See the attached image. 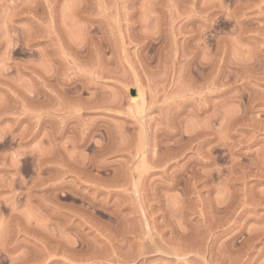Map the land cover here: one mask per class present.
Instances as JSON below:
<instances>
[{
    "label": "rangeland",
    "instance_id": "obj_1",
    "mask_svg": "<svg viewBox=\"0 0 264 264\" xmlns=\"http://www.w3.org/2000/svg\"><path fill=\"white\" fill-rule=\"evenodd\" d=\"M0 264H264V0H0Z\"/></svg>",
    "mask_w": 264,
    "mask_h": 264
},
{
    "label": "bare ground",
    "instance_id": "obj_2",
    "mask_svg": "<svg viewBox=\"0 0 264 264\" xmlns=\"http://www.w3.org/2000/svg\"><path fill=\"white\" fill-rule=\"evenodd\" d=\"M220 72V71H219ZM133 99H135V98H133Z\"/></svg>",
    "mask_w": 264,
    "mask_h": 264
}]
</instances>
